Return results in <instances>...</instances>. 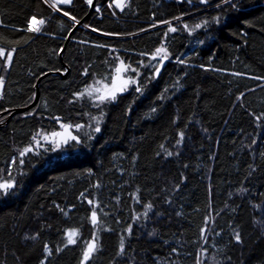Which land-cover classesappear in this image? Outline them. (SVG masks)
<instances>
[{"label":"trees","instance_id":"1","mask_svg":"<svg viewBox=\"0 0 264 264\" xmlns=\"http://www.w3.org/2000/svg\"><path fill=\"white\" fill-rule=\"evenodd\" d=\"M94 1L0 0V264H264V0Z\"/></svg>","mask_w":264,"mask_h":264},{"label":"rangeland","instance_id":"2","mask_svg":"<svg viewBox=\"0 0 264 264\" xmlns=\"http://www.w3.org/2000/svg\"><path fill=\"white\" fill-rule=\"evenodd\" d=\"M55 3H57L56 1H54ZM128 2V0H126L125 2L122 3V7L117 6V0H112V6H114L116 9L121 10L126 3ZM55 3H50V4H55ZM163 48L164 47H159L158 49ZM167 54L164 52L161 53H157V50L149 57L150 61H151V67L155 66L156 70L158 71L159 67L164 63L165 59L164 58ZM155 57V58H154ZM119 69V71H118ZM133 73H134V69L130 68L129 66H127L124 62L122 61H118L117 65L112 73L110 82H106L104 80H99L96 79L93 82H91L82 92H81V96H88L91 99L94 100H100L99 97L100 96H105L107 97L106 99L109 100L112 97V94L114 93V95H116L117 93L123 92L127 89L130 88V86L133 84L134 82V77H133ZM127 81V83L125 84L124 82ZM121 87H123V90L121 91ZM1 88H2V82H0V93H1ZM105 99V100H106ZM64 126H61L60 129L56 132L57 134L63 129ZM62 134L59 136L61 137ZM58 135L56 136H52V140H57ZM49 140V139H48ZM50 141V140H49ZM54 141L51 142L52 145H54ZM181 142H179L177 144V148H181ZM3 183H10L12 184L11 181H7V180H3L0 181V184ZM3 190V189H2Z\"/></svg>","mask_w":264,"mask_h":264},{"label":"snow or ice","instance_id":"3","mask_svg":"<svg viewBox=\"0 0 264 264\" xmlns=\"http://www.w3.org/2000/svg\"><path fill=\"white\" fill-rule=\"evenodd\" d=\"M56 2H57V3H67V4H70V3H71V0H56ZM86 2H87L89 5L92 4V0H86ZM201 2H207V0H201ZM52 6L55 7V4H53ZM117 6L122 7L123 5H122V3H118ZM64 15L67 16L68 13H67V12H64ZM72 19L75 20V17H72ZM40 23H43V21H41ZM77 23H78V21H77ZM196 27H200V25H197ZM27 30H28V31H31V32H37V31H39V28H36V27H29ZM169 31L174 32V31H176V29H175V28H169ZM12 51H15V49H12L11 51H9V52L7 53V55H5V50H4L3 48H0V58H3V59H5V60H7V61H10V60H11V56H12ZM161 52L166 53V49H163V48L157 49V53H158V54L161 53ZM154 58H155V57H154ZM164 58H167L166 55H165ZM118 71H119V69H118ZM0 82H2V81H0ZM124 83L126 84L127 81H125ZM120 90L122 91V90H123V87H121ZM137 90H139V89H137ZM106 98H107V97H105V96H100V97H99V99H100L101 101L105 100ZM111 98H112V99L115 98L114 93L112 94V97H111ZM95 130L98 132L100 129H99V127L97 126ZM53 135L56 136V135H60V134L54 133ZM70 138H71L72 140H76V139H77L75 136H71ZM63 142L66 143V142H67V138H65ZM29 151H31L30 148H26V149L24 150L25 153H26V152H29ZM22 155H23V153H22ZM11 187H12V184H10V183H3V184H0V189H3V190H7V189H9V188H11ZM89 203H91V201H89ZM149 207H150V206H149ZM92 222H93L94 224L96 223V214H95V212H93V215H92ZM75 235H76V233H75L74 231L68 233V243H69V244L75 243V240L73 239V237H74ZM237 239H239L238 236H237ZM94 250H95V244H94V243H89V245H88V250L85 251V253H84V258H85V260L88 259V257L90 256L91 252L94 251Z\"/></svg>","mask_w":264,"mask_h":264},{"label":"water","instance_id":"4","mask_svg":"<svg viewBox=\"0 0 264 264\" xmlns=\"http://www.w3.org/2000/svg\"><path fill=\"white\" fill-rule=\"evenodd\" d=\"M191 3H195V4H198V5H201V6H211V5H214L215 3L219 2L220 0H207V2H201V0H187ZM94 0H92V4L90 5V10L91 8H93L94 6ZM83 22V19L80 20L77 24L79 23H82ZM77 24L75 26V28L77 27ZM70 37V35H68V38ZM35 99L27 106L28 108L33 106L35 104ZM20 110H23V109H20ZM20 110H14L12 111L11 113H9V115H7L6 119H8L11 115H13L14 113H16L17 111H20ZM2 124L0 123V126ZM58 134H62L61 137H59L60 135H58V138H57V143L59 142H63L65 138L67 139H71L70 137L73 136V132L72 130L70 129V125L69 124H65L63 129L58 133ZM90 243H94L95 244V241L94 240H91Z\"/></svg>","mask_w":264,"mask_h":264},{"label":"flooded vegetation","instance_id":"5","mask_svg":"<svg viewBox=\"0 0 264 264\" xmlns=\"http://www.w3.org/2000/svg\"><path fill=\"white\" fill-rule=\"evenodd\" d=\"M53 134H54V133L49 134V136H50V137H49L50 142H53V141H54V140H52V136H53ZM68 140H69V139H67V141H68ZM66 143H67V142H66ZM66 143H65V142H62V141L59 142V143H57V140L54 141V144H56L57 146H61L62 144H66Z\"/></svg>","mask_w":264,"mask_h":264},{"label":"bare ground","instance_id":"6","mask_svg":"<svg viewBox=\"0 0 264 264\" xmlns=\"http://www.w3.org/2000/svg\"><path fill=\"white\" fill-rule=\"evenodd\" d=\"M126 0H117V3H123L125 2Z\"/></svg>","mask_w":264,"mask_h":264},{"label":"crops","instance_id":"7","mask_svg":"<svg viewBox=\"0 0 264 264\" xmlns=\"http://www.w3.org/2000/svg\"><path fill=\"white\" fill-rule=\"evenodd\" d=\"M51 1V3L53 2V3H55L54 1H56V0H50ZM56 4V3H55ZM57 4H67V3H57Z\"/></svg>","mask_w":264,"mask_h":264}]
</instances>
